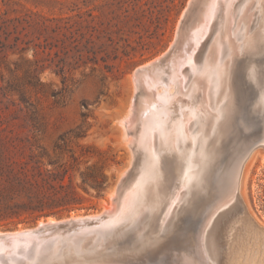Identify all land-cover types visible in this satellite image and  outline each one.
<instances>
[{
  "label": "rangeland",
  "instance_id": "obj_1",
  "mask_svg": "<svg viewBox=\"0 0 264 264\" xmlns=\"http://www.w3.org/2000/svg\"><path fill=\"white\" fill-rule=\"evenodd\" d=\"M188 1L0 0V24L8 19L10 24L16 25L19 20L21 27H26L25 33L30 31L27 24L34 20L43 22L61 18L63 23L67 22L68 26L72 25L85 38L91 39L94 50L110 55L107 63L111 71L108 72L105 67L108 64L101 60L103 54L98 53L96 63L86 57L76 63L77 53L69 47L67 54L62 51L56 58L66 64L64 72L57 74L53 66L45 68L39 74L37 87L30 85L25 77L34 60L30 50L21 54L9 51L5 57L0 56V146L11 152L23 151V156L32 150L42 155L41 160L47 168H51L49 162L52 160L65 163L70 168L74 184H79L82 176L90 181L91 178L97 181L103 176L106 178L102 197L83 193L82 209L54 219L98 214L104 211V206L112 203L111 189L132 161V152L121 125L135 91L132 74L137 67L167 50ZM255 10L261 22L254 29L256 32L251 36L250 46L243 53L246 58L241 62L235 59L231 68H238L249 78L256 75L259 79L257 96L264 100V2ZM41 57L44 55L38 56ZM11 86L16 91L11 90ZM18 90L24 92L25 102L19 99ZM145 103V96H140L137 105L140 113L144 112L142 107ZM131 132L130 138L134 135ZM224 136L215 145V163L203 183L191 187L165 228L172 226L178 217L188 218L190 204L195 202L198 204L195 208L198 226L210 196L224 175L219 150ZM256 151L246 167L240 196L248 212L264 226V150ZM167 153L162 159L157 181V189L162 195L158 208L160 216L171 210L172 204H166L169 196L175 198L182 189L177 171L179 157L169 151ZM199 172L200 168L196 169L194 180ZM91 192L94 191L91 189ZM40 220L28 225L0 228V231L33 227ZM193 227L183 234L180 243L177 242L183 246L174 247L179 250L175 255L176 263L198 259Z\"/></svg>",
  "mask_w": 264,
  "mask_h": 264
},
{
  "label": "bare ground",
  "instance_id": "obj_2",
  "mask_svg": "<svg viewBox=\"0 0 264 264\" xmlns=\"http://www.w3.org/2000/svg\"><path fill=\"white\" fill-rule=\"evenodd\" d=\"M263 2L264 0H200L194 16L185 28L184 40L177 56L172 60L171 67L165 71L157 68L145 76L143 82L146 103L142 107L144 112L140 113L137 107L138 98L135 105L132 101L121 122L127 144L130 146L136 142L142 151L138 173L121 209L119 222H122V229H133L135 225L144 223L142 228L148 229V236L158 233L168 224L169 217L178 209L191 187L203 183L205 175L215 163V145L224 131L216 132L206 151L207 137L211 133L203 134L206 115L200 120L201 116H196L198 114L195 111L204 106L206 113L210 110L217 112L225 97H229L225 79L230 69H233L231 67L235 56L243 54L250 46L251 36L256 32L254 29L261 22L255 9L261 7ZM205 80V84H202ZM196 85L204 90L199 94L198 105L192 107L189 97ZM179 95L187 102V106H183V111H186L185 120L180 118L170 121L169 104ZM189 121H192V128H198L197 133L184 131V126ZM131 131L134 135L130 138ZM167 151L179 157L177 171L178 177H181L182 189L177 194L175 192V198L169 196L166 204H172L171 210L160 216L158 208L162 195L157 189V181L162 159L168 155ZM256 152L258 151L252 153L244 166L239 185L240 195L246 167ZM199 168V176L194 180V173ZM124 173L122 171L120 176ZM224 175L210 196L203 217L199 220V227L195 230L194 244L198 259L177 264H264V233L255 229L246 215L222 217L215 227L205 232L214 211L213 205L233 185L231 175ZM111 190L109 195L112 198L114 188ZM111 208L112 204L104 206V210ZM53 219L47 218V221ZM127 240H123L121 245L125 246ZM64 250L66 248L62 249ZM55 251L48 252L46 256L50 257ZM74 251L79 250L73 248L72 252L75 253ZM24 257L30 259L32 254L28 253Z\"/></svg>",
  "mask_w": 264,
  "mask_h": 264
},
{
  "label": "water",
  "instance_id": "obj_3",
  "mask_svg": "<svg viewBox=\"0 0 264 264\" xmlns=\"http://www.w3.org/2000/svg\"><path fill=\"white\" fill-rule=\"evenodd\" d=\"M199 2L200 0H190L187 3L178 21L174 39L167 50L134 70L131 77L135 90L132 98L134 105L140 96L145 95L143 82L145 76L157 68L165 71L171 67L172 60L177 56L184 40L185 28L194 16ZM235 58L236 61L241 62L246 56L240 53ZM251 77H247V74L233 67L225 79L228 87L226 93L229 97H225L220 110L217 112L210 110L206 113L202 105L203 107L195 111V114L196 112L198 114L196 116H201L200 120L206 115L203 134L211 133L207 137L206 151L211 146L216 132L224 131L225 136L219 148L220 163L233 181L230 191H227L222 199L218 198L219 200L217 199L216 204L213 205L214 211L205 232L215 227L222 217L246 215L253 227L264 233V226L248 212L239 194L246 162L254 151L264 150V101L257 96L258 77L256 75ZM205 82L206 80L201 83L205 84ZM193 90L189 102L192 103V107H196L199 94L204 89H199L196 85ZM183 99L184 97L179 95L169 104L170 121L180 118L185 120L186 111H183V106H187L185 105L187 102ZM212 122H215V125H212ZM184 131L194 134L198 132V128L196 126L192 128V121H189L185 124ZM130 149L132 161L115 183L110 210L74 218L53 219V221H47V218H52L47 217L33 227L0 231V264H177L175 255L179 254V250L174 247L183 246V244L178 245L177 242L180 243L183 234L188 232L190 227L194 226L196 230L199 227L195 212L198 204L196 202L190 204L188 218L178 217L172 226L151 236H148L147 228H142L144 223L134 224L133 229H122V222H119L121 209L125 196L138 173V162L142 155L136 142L130 145ZM209 152L211 153V150ZM193 228L191 229L195 231ZM127 239V244L121 245V242ZM104 242H106L104 245L100 244ZM63 248L66 250L62 251ZM73 248L79 251L73 253ZM43 249L45 251L42 252ZM54 250L55 253L50 257L46 256L48 252ZM28 253H31L32 257L25 259L24 256Z\"/></svg>",
  "mask_w": 264,
  "mask_h": 264
},
{
  "label": "trees",
  "instance_id": "obj_4",
  "mask_svg": "<svg viewBox=\"0 0 264 264\" xmlns=\"http://www.w3.org/2000/svg\"><path fill=\"white\" fill-rule=\"evenodd\" d=\"M5 19L0 24V56L7 52L19 53L30 50L34 60L25 72L28 83L37 87L40 83L39 74L47 67L53 66L57 74H62L66 64L56 60L59 54H67V48L77 53L76 63L87 60L97 62L98 53L103 54L101 60L108 64L110 55L107 52L93 49V42L72 25L62 22V19L50 18L43 22L34 20L21 27ZM84 42V43H83ZM40 54L44 57L38 58ZM86 54V56H84ZM49 63L47 66L46 63ZM111 71V66H105ZM10 87V86H9ZM11 90L16 91L14 86ZM19 99L25 102L24 92L18 90ZM21 152L4 150L0 146V228H11L19 224H31L42 218H59L63 214L82 209L83 193L95 197L103 196L106 188V178L101 180L82 176L79 184H74L70 168L63 162L52 160L51 168L42 162V155L32 150L27 156ZM91 189L94 192H91Z\"/></svg>",
  "mask_w": 264,
  "mask_h": 264
},
{
  "label": "snow or ice",
  "instance_id": "obj_5",
  "mask_svg": "<svg viewBox=\"0 0 264 264\" xmlns=\"http://www.w3.org/2000/svg\"><path fill=\"white\" fill-rule=\"evenodd\" d=\"M262 77H264V74H262ZM262 82H264V80H262Z\"/></svg>",
  "mask_w": 264,
  "mask_h": 264
}]
</instances>
